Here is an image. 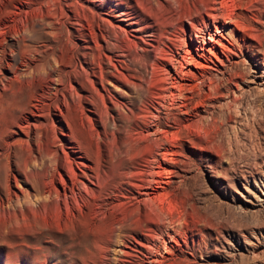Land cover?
Instances as JSON below:
<instances>
[{"label": "rangeland", "instance_id": "rangeland-1", "mask_svg": "<svg viewBox=\"0 0 264 264\" xmlns=\"http://www.w3.org/2000/svg\"><path fill=\"white\" fill-rule=\"evenodd\" d=\"M118 1H104L102 3L103 10H99L100 14L108 16L105 15V9L109 6L114 8L115 3ZM213 1L186 0L185 2V0H179L178 5H176L178 9L175 10V17L178 20L170 27L165 25V20L162 21V19L168 17V11L167 13H164L165 10L160 11L162 13L158 18H150L146 16V10L139 5L138 1L137 4L136 0H123V5L130 6L127 8L131 12L130 14L136 15L134 18L139 20L132 27H142L140 30L133 31L135 36L130 34L132 40L129 42L131 44V46L129 44V49L132 53L129 51L130 54L125 59L127 62L129 61L128 68L125 69L122 66L123 56L120 54V48L117 46L116 48L112 47L110 50L106 49L101 35L99 39L103 45L102 51L111 58L109 57L108 61L106 59V62H104L100 56L93 55L92 57L93 60L95 59L94 64H97L98 59L100 60L98 61L100 66L105 69L110 68L115 72H113L114 75L109 71L105 72V76L109 79L113 80L115 75L120 78L125 76L135 84L142 83L147 87L145 96L142 97L143 100L139 99L137 91L128 88L129 105L134 107L135 113L139 111L143 113L139 118L140 120L135 115H133V118L132 115H128L130 119L128 124L123 114H119L120 117L119 115L115 117L116 111H113L109 106L110 102L107 100L108 102L105 101L107 108L100 107L101 110L105 109L103 110L104 113L102 112L104 118H102V122H98L93 117V107L88 104L89 110L84 102L86 108L82 110L83 115H78L75 119L78 122L75 121L77 125L74 124V134L70 139L76 137V143L84 145L92 139V135L96 136L102 133L100 136L103 137L102 139L108 140L107 145H110V141L115 143L112 145H116L120 139L124 138L123 135L127 136L126 138L130 134L134 135L137 130L145 127L143 121L146 120L147 122L149 120L148 122L151 123L154 120L153 116L157 115L162 130L160 141H163L160 142L152 135V139L148 140L147 144L145 143L146 145L149 144L150 149H147L146 146L142 149L144 151L140 150L139 154L133 157L131 161L134 165L132 169L135 172L140 171H137L139 174L136 172L135 177H137L132 179V182L143 181L145 185L153 176L159 183L154 182L155 188L152 189L149 187H146L147 190L142 188L146 191L149 190V195L144 193L141 188L139 190L144 194L142 192L140 194L134 184L129 182H123L117 190L120 195H128H126L127 198L120 197L122 201H127L124 206L129 207L127 210L133 216L132 218L130 215L129 218L131 225L133 223V228L130 226L131 232L129 228H126L125 231L123 229L121 234L125 232L128 234L120 235V242L115 239L118 238L117 236L114 237L115 240L111 239L109 243V240H106V229H104L105 231L103 228L102 230L97 229L98 232L96 230L92 232L86 228L84 219L83 222L81 221L82 224L79 221H76V223L69 222L67 225L62 222L49 221L31 226H19L13 224L15 223L13 222V225L7 228L0 225V264H103L101 256L105 252L106 256L112 258L110 261V258L107 257V264L109 261L113 262L114 255L119 256L121 259L116 264H148L147 256H150L152 252L161 261L149 264H264V0H215L218 3ZM207 10L210 14H216L217 17L208 15ZM162 14L164 18H162ZM220 14L223 18L218 17ZM224 15H231L233 18L228 21ZM157 19H159L158 24H161L160 26L157 24ZM36 26L38 30L31 37L30 43L40 49L42 43L47 42L51 49V55L55 51L53 49H55L56 41L52 39L53 36L45 32L46 29L41 23L36 22ZM181 28L184 32L180 30ZM150 29L154 30V37H157L155 38L156 41L160 39L162 42L159 44V48L145 44L138 38V36H147L146 34ZM157 32L159 33L157 34ZM202 35L206 39L205 42H202ZM33 37L35 38L33 39ZM111 40L113 41V39ZM153 43L155 45V41ZM223 45L229 47L233 45L237 51L243 50V53L247 52L250 57L247 60V57L244 56L237 63L238 65L236 64L232 68V71L235 72L234 76L229 73L230 75L225 74L222 77L215 71H212V74L211 71L206 73L205 76H208V78L204 77L206 82H208V79L213 84L216 83V85H213L216 88L215 90H208L205 83H201L199 79H196L198 76L200 77L201 69L205 68L202 64L206 63V60L204 57H200L195 49L198 48L199 53H203L210 59H215V55L220 56L222 53ZM157 49L158 51L159 49L162 50L158 53ZM133 52L135 53L134 57H132ZM253 52L258 55H256V60L251 57ZM155 55L162 56L163 60ZM235 58L237 59V57ZM169 59L174 61L177 70L183 69L185 71L182 78L176 75ZM189 60L193 61L189 62ZM83 64L85 65L84 61ZM154 64L157 65L158 69L152 67ZM114 65H117L118 72L114 70ZM249 66L252 68L249 69ZM153 73H157V75ZM214 74L216 76L213 77ZM218 76L222 78L220 79ZM229 77L232 82L230 79V81L228 80ZM113 81L119 86L120 82L118 80L114 79ZM196 81L201 83L199 89L197 87L193 88L194 90L190 89L191 94L186 89L182 90L187 95L186 99H182L177 95L176 83L183 84L186 82V85H189L196 83ZM257 83H261V85L257 86ZM95 85L101 88L99 84L96 83ZM119 87H121V84ZM201 89L202 91H200ZM101 91L102 89H100ZM114 99L118 104L123 101L119 94L114 95ZM18 101L14 104L15 107L13 105L14 108L0 110V197L6 187H9L11 191L16 189L14 181L10 178L12 175H18L14 162L21 161L19 141L25 139V134L19 129V126H22L24 119L29 115L28 108H26L29 107V104L25 106L21 97ZM25 109L27 112H25ZM151 113L153 114L152 117ZM123 119L126 122H123ZM177 119L179 120L177 121ZM101 123L104 124V127ZM104 131L105 133H103ZM128 132L129 135H126ZM88 137L89 139H87ZM169 137L171 140L168 139ZM17 139L18 142H16ZM100 142L103 144L102 140ZM152 142L154 143L151 144ZM12 143L18 152L14 154L15 156L10 155ZM14 143L16 144L14 145ZM37 143L38 141L34 140L29 142L33 155H36ZM45 145L50 148L49 144ZM67 145H69V142L66 143ZM93 147L92 145V150L95 151ZM66 149L69 148L66 147ZM80 153L76 152V154ZM103 155L105 156V152L101 150V156L103 157ZM142 155L143 159H141ZM87 157L84 160L81 157H78V159L89 161L93 158L92 156ZM103 162L109 163V161ZM105 163L102 165L105 166ZM151 170L154 173L153 175L150 172ZM77 171H80V169L78 168ZM75 194L77 201L81 203V197L77 193ZM133 194L138 195V202L136 198L135 200L132 199V196L135 197ZM156 194L159 196L160 201L157 210L156 206H153L154 203L150 200L151 198L148 199L147 197V195L154 196ZM128 198L134 201L133 204L136 205L137 203V206L141 201L142 204H145V207L147 205V209L141 203L139 209L135 208L136 206L131 203L132 200ZM97 202L101 203L102 201L99 198L89 197L90 206L95 207ZM127 204H131L132 207ZM115 207V210L123 209L120 205ZM131 208H133L132 211L138 213L133 212L132 214ZM132 219L135 223L132 222ZM139 222L142 223L141 226H145L146 230L144 227L136 225ZM129 234L135 235L133 237L136 240L131 236L129 237ZM127 238L135 241H129ZM116 240L118 241L115 242ZM138 241L141 243L139 244ZM111 250L117 251V253ZM149 250L151 253H149Z\"/></svg>", "mask_w": 264, "mask_h": 264}, {"label": "bare ground", "instance_id": "bare-ground-1", "mask_svg": "<svg viewBox=\"0 0 264 264\" xmlns=\"http://www.w3.org/2000/svg\"><path fill=\"white\" fill-rule=\"evenodd\" d=\"M104 1H110V0H0V110L9 109L11 107L14 108L15 107L14 104L18 101L19 97H21V99L24 101L25 106L29 104L28 105L29 107H26L28 108L29 115H27L26 118L24 117L25 118L24 123L22 124L21 127L19 126V129L22 130V132H24L25 134V139L19 141L21 145V148H19L20 149L19 153L22 156L21 161L14 162V164H16L18 175L17 176L12 175L10 178L14 181L16 189L15 191H11L9 187H6L3 189V195L0 197V225L2 227L7 228L9 226H12L13 224L19 225V226L20 225L21 226H31L33 224H39L41 222L47 223L49 221H55L56 223L62 222L65 225H67L69 222L76 223V221H79V223L82 224L83 219H84V221L86 222L85 224L86 228L92 232L95 230L98 232V230L100 229L102 230V228L103 230L106 229L107 230L106 240H109V243H110L111 239L113 240L114 237L118 236V238H115V239L119 240L121 237L120 235L124 236L125 233L126 235L128 234L127 232H125L124 234H121L123 229L125 231L126 228H129V231H130V228H131L130 226H132L133 228V223L131 225V221L129 220L131 212L127 210L129 207L127 208V206L126 207L124 206L127 203V201L125 200L122 201L121 200L122 198L120 197V196L126 197L127 194L120 195V193L117 192L121 184L123 182H129L131 184H134V186L137 188V190L141 194L142 191L140 192L139 190L140 188L142 189V188L149 187L152 189V188H155L154 182H158L157 179L153 178V176L151 177V179H149L148 183L145 185L143 184V181L142 182H137V181L132 182V179H135L137 177V176L135 177V174H137L140 171L137 170L138 172L136 171L137 172L136 173L132 169L134 165L131 163L132 158L137 156L140 150L144 149L146 146H147V149H150L149 144L146 145L147 144L146 142L152 139V135H153V138L157 140L159 139V141L161 140L162 135L160 134V132L162 130L159 126L158 115L153 116L154 120L151 123L148 122L149 120L147 122L146 120L143 121V124L145 127L137 130L135 133L136 135L135 134L129 135V132H128V134H126V135H129L128 138H126L127 136L125 137L124 135H123L124 138L122 137H121L122 139L118 138L120 139V141L116 145H112L114 143L113 141H110L112 143L109 142L110 145H107L108 140L102 139L103 137L100 136L102 133L100 135L98 134L96 136L94 135L95 137L92 135L91 136L92 139L87 141V143L84 145L80 143H76L77 142V140L75 139L76 137L70 139L71 136H73L74 134V131H73L75 130L74 124H75V121H77L75 119H77L78 115L79 116L83 115L82 110L86 108L84 107V102L87 104L86 105L87 108L89 105L90 107H93L92 108L93 117L98 122H102V118H104L103 110L105 109L101 110L102 108L100 107H103V106L106 107L105 101L107 100L110 102L109 106L113 109V111L114 110L116 111V115L114 114L115 117L118 116L119 114H123L128 124L130 122L128 115H132L131 116L132 118L134 117L133 115H135V117L139 119L141 118L142 113H143V112L140 113V111L135 113L136 111L134 110V107L129 105L130 97L128 93L129 91L128 88H132L133 91L134 90L137 91L140 97L139 99L143 100L142 97L145 96L147 87L142 85V83L135 84L134 82L128 80L127 77L125 78V76H123V78H120L117 75H115L114 79L120 82L119 86L121 84V87H119L115 83V81H113L114 79L111 80L105 76L106 75L105 72L109 71L111 72V74L114 75L115 73L114 71H112L110 68L105 69L102 66H100L98 63V61L100 60L98 59H97V64L96 63L94 64L95 59L93 60L92 58L93 55H97L98 57L100 56L104 62H106V59L108 61L110 57V56L108 57V55L102 51L103 45L99 39L101 35L102 39L105 42L106 49L110 50L112 49V47L116 48L117 46L120 48V51H121L120 54L123 56L122 66L123 68L127 69L129 61L127 62L125 59L127 58L128 54H130L129 47L131 46V44L129 42H131L132 40L130 38V34L135 36L133 31L140 30L142 28L138 26L137 28L132 27L134 23L139 22V20L134 18V16L136 15L133 16L130 14L131 12L127 9L130 6H128L127 4L123 5L122 3L123 0L122 1L119 0L117 3H115L114 8L109 6L107 9H105L104 11L105 15H108V16H102L99 10L101 9L103 10L102 3ZM137 1L139 5H141L146 10L145 12L144 9H142L145 12V14H147L146 16L150 18H153V17L158 18V16H160V14L162 13L160 11L165 10L166 12L164 13H167L168 11L169 12V14L167 15L168 17L165 16L167 18H164L163 14L161 15L162 18H164L162 19V21L165 20L164 23L166 26L171 27L172 25H174L176 20H178L177 17H175V10L178 9L176 5H178L177 2H179V0H136V3ZM211 7L209 8L211 9ZM207 12H208V15H212V16L215 15L217 17L216 14H213V13L210 14L209 10H207ZM228 15L227 16L224 15V17H226L228 21H231L233 17H231V15L230 16ZM219 16L223 18L221 14L218 15V17ZM183 18L185 19L184 16ZM187 18H190V17L188 16ZM158 20L159 19H157V24H158ZM36 22L41 23L46 29L45 32L53 36L52 39L56 41L55 49H53V51L54 50L55 51L54 52L51 51L52 52L51 55H50L51 49H50V46L47 45V42L42 43V46L40 49L30 43L32 39L31 37L38 30V27L36 26ZM158 25L160 26L161 24H158ZM180 30H183V29L181 28ZM39 33L43 34L42 32H39ZM158 33L159 32H157V34ZM146 35L147 36L145 37L138 36V38L145 44L147 43L154 48H159V44H161L162 42L160 39L156 41L155 38L157 37H154L155 36L154 30L150 29V31ZM34 38L35 37H33V39ZM111 39H113V41ZM154 41H155V45L153 43ZM205 41L206 39L204 35H202V42H205ZM160 50L162 49H159V51ZM195 50L196 52H198V54H200V57L202 56L206 60V63L204 64L201 63L202 66H204L205 68L201 69L200 73L198 72L200 74V77L197 75L198 77L196 79H199L201 83H205V85H207L208 90L210 89L215 90L216 88H214L213 85L214 84L216 85V83L213 84V82L209 81L208 79H207L208 82H206V78H204V77L208 78V76H205L207 75L206 73H209L211 71V74H212V71H215L219 73V76H222V77L225 74H229V73L230 74L232 73L234 76L235 72L232 71L233 70L232 68L239 61H241L240 59H243L244 56L247 57V60L250 57L247 52L243 53V50L237 51L235 47H233V45L230 47L223 45L222 50H221L222 53L220 54V56L215 55L214 56L215 59H210V57L203 55V53H199L198 48H196ZM160 55H155V56L159 58L160 60H163V57ZM256 55L257 53L253 52L251 54V57L256 60ZM134 56H135V53L132 57ZM235 57H237V59ZM81 58L85 62V65L83 64V61ZM191 61L189 60V62ZM170 62L173 68L175 69L176 75L182 78V76L185 75V71L180 68H179L180 70H177V66L175 65L174 61L170 60ZM199 63H198V67H199ZM250 64L252 65L251 61H250ZM116 66L117 65H114L113 68L114 70L117 71ZM152 67L156 69L157 65L154 64ZM250 68L252 67L249 66V69ZM119 73L121 74V72ZM155 74L157 75V73ZM214 76L216 75L214 74L213 77ZM218 77H215V78H218ZM229 79L230 77L228 78V80ZM230 80L232 82V79ZM96 83L99 84L101 88L96 87L95 85ZM201 83H198L196 81V83H192V84L188 83L189 85H186L187 84L186 82L183 84L176 83V85L175 84L174 85L178 88L177 95L182 99H186L187 95H185L182 90L186 89L189 91L190 89H193L195 87L198 88ZM259 85H261V83H259L257 86ZM100 89H102L101 92H100ZM200 91H202V89ZM210 92L209 94H211ZM205 93L207 92L205 91ZM117 94H119L123 98V101L121 104H118V102L114 99V95H117ZM199 101L201 100L199 99ZM183 104L186 105L185 103ZM88 109L90 110V108ZM25 112H27L26 109H25ZM150 115L152 117L153 114L151 113ZM178 120L179 119H177V121ZM124 121L125 120L123 119V122ZM177 121H174V122H177ZM75 125H77V123ZM123 125H125V123H123ZM102 126L104 127V124H102ZM103 133H105V131ZM89 137L87 139H89ZM168 139H170V137ZM30 140L38 141L37 147H36L37 148L36 155L32 154V147L29 144ZM101 140L103 144H101L100 142ZM16 142H18V139ZM68 142H69V145L66 146V143ZM153 143L154 142H152L151 144ZM15 144L16 143H14V145ZM45 144H49L50 148H48V146H46ZM158 144L159 143H157V145ZM167 144L169 145L168 141H167ZM92 145L94 146L93 148L95 149V151L92 150ZM158 146L160 147V145ZM66 147H68L69 149H66ZM101 150L105 152V156L103 155V157L101 156ZM158 150H157V153H158ZM10 151H11L10 155L12 156L18 153L16 148L13 146V143L10 146ZM76 152H81V153L76 154ZM87 156H92L94 160L93 158L89 161H80V159H78V157H81L84 160V158H86ZM142 157L143 155L141 156V159H143ZM87 158H90V157H87ZM133 160L135 161L136 159H133ZM103 161H107V162L109 161V163L107 164ZM103 163H105L106 165L103 166L102 165ZM77 167L80 169V171H77L78 170ZM150 172L152 175L154 174L152 173V170ZM139 177L140 176H138V178ZM139 179L141 180V178ZM134 186L132 187L134 188ZM146 190H143V191L144 193L148 194L149 190L148 191ZM75 193H77V195L81 197L82 199L81 203L77 201L75 197L76 196ZM133 195H135V197L132 196V199L134 198L133 200H135L136 198L138 202L139 201V198H137L138 195L136 194H133ZM148 195H147L148 199L151 198L150 200L153 201L151 202L154 203V205L153 204L152 205L156 206V210H157V207L160 206L159 196L157 194L154 196H148ZM89 197L91 198L93 197L94 199L99 198V200H101L102 202L101 203L97 202L95 206L96 208L92 207V205L90 206V203H89ZM132 201H131L132 205H135L133 204L134 201L133 202ZM145 202L147 201L145 200ZM140 203L138 204L140 205ZM117 205H120L122 207L124 206V207L123 209L120 208V210H115L114 207ZM127 205H130V207H132L131 204H127ZM139 205L137 206V203H136L135 205L136 207L135 206L134 207L139 209L138 208L140 207ZM142 205H144V208L147 209V205L146 207H145V204H142ZM84 206H86V208H84ZM133 208H131V211L133 210ZM153 208L155 209V207ZM140 209L142 210V208ZM149 209H148V212H149ZM133 212L136 213L137 211H132V214ZM132 222H134L133 219H132ZM137 224L140 225V227H144L145 229L144 225L141 226L142 225L141 222L136 223V225ZM134 227H135V224H134ZM137 228L139 227L137 226ZM137 228L135 229L137 230ZM133 232H136V231H133ZM130 236L131 238H134L133 236L135 235L132 236V234H129V237ZM118 240H116L115 242H117ZM127 240L129 239L127 238ZM133 240H129V241H133ZM118 242H120V240ZM138 243L140 244L141 242L138 241ZM105 253L101 256L102 257L101 262H103V264H107L106 260L110 258L109 256H106ZM114 253H117V251ZM119 253L121 252L119 251ZM149 253H151L150 250H149ZM147 257H148L149 263L161 261V259H158L156 257V254L153 252L150 254V256H147ZM109 260L111 261L112 258H110ZM120 260L121 259L119 256L114 255L113 262L111 263L109 261V263L116 264V262H120Z\"/></svg>", "mask_w": 264, "mask_h": 264}]
</instances>
